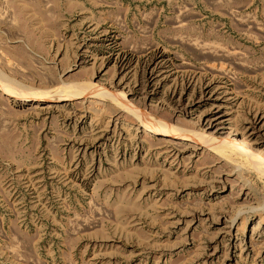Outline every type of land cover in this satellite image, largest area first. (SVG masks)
I'll return each mask as SVG.
<instances>
[{"label":"rangeland","instance_id":"rangeland-1","mask_svg":"<svg viewBox=\"0 0 264 264\" xmlns=\"http://www.w3.org/2000/svg\"><path fill=\"white\" fill-rule=\"evenodd\" d=\"M0 82V264H264V174L145 128L264 151V0H0Z\"/></svg>","mask_w":264,"mask_h":264},{"label":"bare ground","instance_id":"bare-ground-1","mask_svg":"<svg viewBox=\"0 0 264 264\" xmlns=\"http://www.w3.org/2000/svg\"><path fill=\"white\" fill-rule=\"evenodd\" d=\"M0 89L6 91L7 94L11 97L18 96L17 91H15L13 88L11 89V87L10 88L7 87L1 82H0ZM73 97H74V94H72L71 92L67 94L65 93L64 95H61L59 93L51 94V95L38 94V95H34L32 97V100L37 101V102L43 101V100L44 101H59V100H69ZM145 128L149 132H152L156 135L169 138L168 140L181 139L185 141L196 142L198 145L212 149L217 155H220L221 157L227 155L228 151H230V153L231 151L240 153L241 155L245 156L246 158L245 160H247V162L252 167H254V169L256 168L260 173L264 174V151L251 149L249 146H247L246 142L244 141L245 139L241 142H239L238 140L236 141L235 139H229V144H228L229 146H221L219 145V141L218 142L214 141L213 138H209V136L207 135H199L200 136L199 137L191 132L181 130L172 125H167V124H163V123L156 122V121L146 122Z\"/></svg>","mask_w":264,"mask_h":264}]
</instances>
